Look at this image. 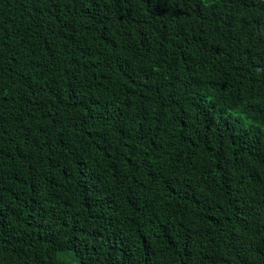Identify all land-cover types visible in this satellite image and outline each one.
<instances>
[{"label":"trees","instance_id":"obj_1","mask_svg":"<svg viewBox=\"0 0 264 264\" xmlns=\"http://www.w3.org/2000/svg\"><path fill=\"white\" fill-rule=\"evenodd\" d=\"M0 264H264V0H0Z\"/></svg>","mask_w":264,"mask_h":264}]
</instances>
